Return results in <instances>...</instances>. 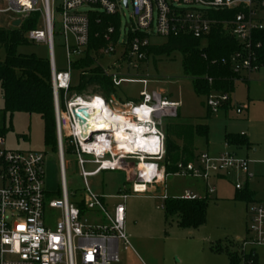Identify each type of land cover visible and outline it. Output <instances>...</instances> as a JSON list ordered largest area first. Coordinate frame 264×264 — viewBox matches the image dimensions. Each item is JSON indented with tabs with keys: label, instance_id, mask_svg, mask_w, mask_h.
Masks as SVG:
<instances>
[{
	"label": "built area",
	"instance_id": "2783aa9c",
	"mask_svg": "<svg viewBox=\"0 0 264 264\" xmlns=\"http://www.w3.org/2000/svg\"><path fill=\"white\" fill-rule=\"evenodd\" d=\"M0 15L14 14L25 21L33 14H41L45 30H31L25 37L29 43L44 44L49 50L52 71V86L55 103L57 154L61 174V199L48 200L45 190V154L42 152H22L3 148L5 139L0 132V264H115L120 260V248L130 250L131 243L126 233V207L118 203L109 208L104 198L88 187L87 179L103 172H127L134 167V181L129 189L115 197L125 202L133 195L152 194L157 186H164L168 177H189L208 185L207 194L216 189L210 182L214 179H234L236 191L244 189L241 180L254 176L250 173L251 161L225 152L219 156L202 153L192 162H178L173 173H168L162 164L166 155V136L160 128L164 119L178 118L180 104L170 101L163 93L142 92L138 103L116 100L111 94L82 97L71 95L73 64L87 55L89 47V16L100 12L116 16L123 8L131 9L133 25L131 34H143L131 42L118 43L125 47L128 73L119 70L103 73L111 79L114 89L124 83H136L129 76V70L138 69L147 60L146 50L152 45L153 35L163 38L191 36L207 42L213 27L218 22L212 18L213 12H236L231 21L221 23L226 34L241 46V51L222 64L229 66L233 77L229 81L249 83L254 74L264 70V44L256 41L255 34L264 31V0H62L58 7L61 20V36L67 57V70L57 69L54 57V14L55 0H7L6 8ZM88 7V12L80 9ZM114 28L105 35L111 42ZM116 54L113 43L105 50V57ZM92 57V56H91ZM93 58V57H92ZM216 62H213L215 64ZM210 86L216 81L204 77ZM220 80V79H219ZM146 84L147 81H140ZM225 82V81H224ZM2 93L0 87V95ZM99 99L113 116H121L127 125L136 126V132L127 128L129 140H118L117 130L102 131L92 135L81 127L76 114L81 109L88 110L80 101L92 104ZM232 100L231 93L212 91L206 96V107L212 114H218ZM244 108L236 109L237 115ZM89 124V121H88ZM70 149L76 156L81 175L86 184L83 202L85 214L79 205L69 201L66 180L65 151ZM87 165L95 166L87 172ZM132 171V170H131ZM164 203L167 194L156 197ZM185 201L200 200L197 195L185 192ZM49 208L61 213L55 229L47 227L45 211ZM164 209V205L161 207ZM86 213L97 215V223H90ZM247 236L239 240L235 254L240 264H264V202L247 204Z\"/></svg>",
	"mask_w": 264,
	"mask_h": 264
},
{
	"label": "rangeland",
	"instance_id": "374dc122",
	"mask_svg": "<svg viewBox=\"0 0 264 264\" xmlns=\"http://www.w3.org/2000/svg\"><path fill=\"white\" fill-rule=\"evenodd\" d=\"M62 0H55L54 14V57L59 71L67 70V57L64 39L61 36L62 26L58 7ZM7 0L1 1V8H6ZM90 9L84 7L81 12ZM131 9L123 8L118 14L121 22L122 41H126L129 28L132 27ZM37 29L45 30L43 17L39 14ZM12 18L18 16L10 13L0 15V25L7 26ZM8 26L6 29H10ZM26 35V34H25ZM25 40L27 41L26 37ZM166 39L153 35L151 44L160 46ZM114 44V43H113ZM116 54L105 57L104 52L110 46L98 53L90 52L98 64L115 72L127 74L128 63L125 60V47L123 43L114 44ZM206 46V43H203ZM18 53L35 55L38 58L49 59L48 47L44 44H33L27 41L26 45L18 48ZM88 53V51H87ZM5 49L0 45V61H4ZM129 77L132 80L148 81L142 83H124L113 93L116 100L130 102L141 100L142 92L163 93L170 101L180 103L179 116L175 119H164L160 127L164 132L173 128L175 124L195 127L207 124L209 126L208 146L205 141L196 138L199 152L209 151L217 154L225 149L227 135H247L255 147L249 151L252 161L250 172L254 176L246 180L242 178L244 188H248L259 195H264V84L254 83L250 88V108L248 121L230 120L223 113L213 115L206 107V96L195 93L193 80L184 75L183 56L179 51L167 56H151L141 63L138 69H130ZM263 79L264 73L254 75ZM80 86V72H72V87ZM236 100L247 101V91L244 84L237 85ZM82 97L103 96L107 98L99 87L90 89ZM110 98V97H109ZM107 98V99H109ZM4 106L3 95H0V109ZM5 145L3 148L22 152H42L45 154V190L48 200L61 199V174L57 151L45 143L44 123L39 115L18 113L7 115L6 123L1 127ZM168 142V141H167ZM168 143L166 145L167 152ZM256 151V153H254ZM246 155V151L243 152ZM166 157V155H165ZM66 180L69 201L74 205H81L86 195V184L81 175L76 156L70 151L66 152ZM165 161V158L163 162ZM162 162V164H163ZM95 166L87 165L85 170L93 172ZM132 170V171H131ZM127 172H103L87 179L88 187L92 192L104 198L107 205L124 203L126 207V233L130 239L131 249L120 248V260L115 264H230L229 254L237 251L238 239L247 236V204L235 200V189L231 181L217 182V193L206 196V188L202 181L189 177L170 176L166 186H157L152 194L138 196L128 192V199L123 202L115 199L124 192L129 191L133 181V170ZM129 174V175H128ZM128 176L130 180L128 181ZM196 192L204 195L208 200L206 224L198 229H183L178 226L176 217L166 222L165 209H162V200L156 198L166 194L170 198H182L185 192ZM110 197V198H109ZM95 214L86 213L90 223H97ZM61 213L49 208L45 211V222L48 228L54 230ZM220 249V250H219ZM219 250V251H218Z\"/></svg>",
	"mask_w": 264,
	"mask_h": 264
},
{
	"label": "trees",
	"instance_id": "16d2710c",
	"mask_svg": "<svg viewBox=\"0 0 264 264\" xmlns=\"http://www.w3.org/2000/svg\"><path fill=\"white\" fill-rule=\"evenodd\" d=\"M236 12H213L212 18L218 22L213 27L207 39L206 46L201 40L191 36L166 39V43L160 46L151 45L146 50L147 59L151 56H167L179 51L183 56V70L187 78L193 80L195 93L199 96H207L212 91L221 93H232L234 86L228 79L233 77L229 66L222 64L223 59H229L233 54L241 51V46L231 36L225 33L221 23L231 21ZM39 14H33L26 19L22 26L17 29H0V45L5 49L6 58L0 61V87L2 90L4 106L0 109V132L3 135L2 126L6 123L7 115L14 114H36L44 123L45 143L54 151H57L55 103L52 86V71L49 59L38 58L35 55H24L18 53L20 46L26 45L25 34L37 29ZM89 47L87 55L73 64V71L80 72V86L72 87L71 95H84L99 87L103 94L109 98L116 93L111 79L103 73V69L96 65V59L92 58L90 52L98 53L108 47L111 43L116 44L121 36V22L119 16H108L103 13L92 12L89 16ZM110 27L114 28L111 42H107L105 35ZM143 34L127 35V41L142 38ZM256 41L264 44V31L255 34ZM213 62H216L213 64ZM210 77L216 81L212 86L204 80ZM220 79V80H219ZM225 81V82H224ZM171 128L169 133L173 135ZM208 126L197 125L195 132L202 138L208 137ZM170 134V135H171ZM229 145H247V141L238 137L227 136ZM168 147L163 165L168 173L175 171L174 166L183 160L192 162L195 160L193 152L184 147L179 150L178 146L168 140ZM70 152L67 149L66 152ZM235 200L246 204L255 202V195L248 188L236 191ZM82 213L85 214L83 203L80 205ZM166 222L176 217L177 223L183 229H198L206 224L208 200L206 198L185 201L181 198H168L164 202ZM220 250V249H219ZM218 250V251H219ZM230 264H240L239 257L229 254Z\"/></svg>",
	"mask_w": 264,
	"mask_h": 264
},
{
	"label": "crops",
	"instance_id": "0c3cea01",
	"mask_svg": "<svg viewBox=\"0 0 264 264\" xmlns=\"http://www.w3.org/2000/svg\"><path fill=\"white\" fill-rule=\"evenodd\" d=\"M3 15V14H2ZM263 17H264V13H263ZM17 19H21V18H12L11 21L8 23L7 26H3V24L0 25V29H6L8 26L12 27V23L14 20H17ZM24 22V21H23ZM6 58V56H5ZM5 60V59H4ZM130 71V70H129ZM121 72V71H120ZM122 73V72H121ZM128 73V72H127ZM264 73V70L254 74V75H260ZM123 74V73H122ZM254 75L252 76L251 78V81L249 83H236L234 84V91L231 93L232 95V100H231V103L225 107L223 110H221L218 114L220 113H223L224 115H226L230 120H243V121H248V115H249V108H250V88H251V85L254 84V83H257V84H264V78L263 79H257L254 77ZM145 79H142L140 81H143ZM136 82V83H142V82ZM147 81V80H145ZM148 83V81L146 82V84ZM144 84V83H142ZM144 84V85H146ZM239 84H244L245 87H246V91H247V101L246 102H238L236 100V89L238 88L237 85ZM141 95V94H140ZM140 100H136V101H130L132 103H138ZM180 104V103H179ZM241 106L244 108L243 110V114L242 115H237L236 113V109ZM212 114V113H211ZM213 115H217V114H213ZM179 116V114H178ZM202 125V124H201ZM203 125H207L206 123L203 124ZM208 126V125H207ZM175 129L173 130V135L171 133H169L170 129H168L165 133V136H166V144H165V147L167 145V141H171L174 145L178 146L179 150H182L184 147H187L188 150H190L191 152H193L194 156H195V159L197 158V156H199L200 154L202 153H208L210 154L211 156H219L220 154L222 153H225V152H231V153H234L237 157L239 158H242V159H247L249 161H251L249 159V151H251L255 146L253 144H251L250 140H249V136L247 135H227V136H234V137H238V139H244L247 141V145H229L228 142H227V136L225 137V141L227 142L226 144V147L225 149H222V151L218 152L217 154H211L209 153V151H202V152H199L198 149H197V144H196V138H199V139H202L205 141L206 145L208 146V138H209V131H208V137L207 139L205 138H202L200 137L199 135L196 134L195 132V127H190V126H184V125H179V124H175L173 126ZM208 129H209V126H208ZM171 134V135H170ZM246 151V155L243 154V152ZM254 153H256V151H254ZM180 161H183V160H180ZM184 162V161H183ZM252 163V161H251ZM251 173V172H250ZM129 175V174H128ZM244 179V178H243ZM130 180V176H128V181ZM232 180L231 183L232 185L234 186V182L235 180L234 179H230ZM228 179H214L210 182V185H213L216 189V192L215 194L217 193V182L219 181H230ZM199 181V180H198ZM203 182V181H202ZM203 184L205 185V188H206V196L208 195L207 194V189H208V185L203 182ZM248 185V181H246V186ZM166 186V183L164 185V187ZM235 189V188H234ZM187 192V191H186ZM190 192V191H189ZM252 193H254L255 195V202H264V195L261 197L263 199H260L259 198V195L253 191H251ZM192 194H195L197 195L199 198H205L204 195H199V193H196V192H190ZM167 194V193H166ZM235 194H236V190H235ZM164 195V194H163ZM214 195V194H213ZM169 198L170 196L167 195ZM110 198V197H109ZM115 198V197H114ZM116 199V198H115ZM107 204V203H106ZM117 204L115 205H107L109 208H113L115 207ZM164 205V203H163ZM97 220V217L96 219ZM98 221V220H97ZM240 239H238L239 241Z\"/></svg>",
	"mask_w": 264,
	"mask_h": 264
},
{
	"label": "bare ground",
	"instance_id": "6f19581e",
	"mask_svg": "<svg viewBox=\"0 0 264 264\" xmlns=\"http://www.w3.org/2000/svg\"><path fill=\"white\" fill-rule=\"evenodd\" d=\"M80 104L88 108L91 118L89 120L90 128L98 130H110L114 127L117 130L118 140H129L131 137L128 132H125L127 128L136 132L135 127L130 124L126 126L127 121L121 116H113L101 103V100L96 99L90 105L84 101H80Z\"/></svg>",
	"mask_w": 264,
	"mask_h": 264
},
{
	"label": "water",
	"instance_id": "95a60500",
	"mask_svg": "<svg viewBox=\"0 0 264 264\" xmlns=\"http://www.w3.org/2000/svg\"><path fill=\"white\" fill-rule=\"evenodd\" d=\"M124 3H125V6H127V0H125ZM22 24H23V19H17L13 21L11 26L13 28L19 29L22 26ZM76 118L80 121V124L83 130L89 133V135L88 134L83 135V140L86 142H89L91 140L92 135L95 133H100L102 131H110V130H98V128L96 129L90 128L88 121L91 118V114L86 109H81L79 113L76 114Z\"/></svg>",
	"mask_w": 264,
	"mask_h": 264
}]
</instances>
